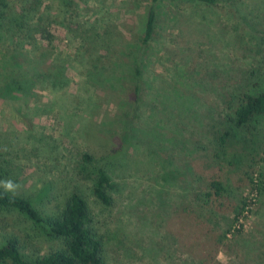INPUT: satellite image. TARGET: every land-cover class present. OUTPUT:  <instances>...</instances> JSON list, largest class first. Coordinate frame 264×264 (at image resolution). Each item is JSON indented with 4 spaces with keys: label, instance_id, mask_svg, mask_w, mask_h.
I'll use <instances>...</instances> for the list:
<instances>
[{
    "label": "rangeland",
    "instance_id": "374dc122",
    "mask_svg": "<svg viewBox=\"0 0 264 264\" xmlns=\"http://www.w3.org/2000/svg\"><path fill=\"white\" fill-rule=\"evenodd\" d=\"M151 3L0 0V159L14 171L0 186L46 213L81 194L105 264H264V195L250 182L264 173V118L252 135L229 122L244 93L264 91V0L163 2L138 92ZM10 235L29 259L62 248L0 211V245Z\"/></svg>",
    "mask_w": 264,
    "mask_h": 264
},
{
    "label": "trees",
    "instance_id": "16d2710c",
    "mask_svg": "<svg viewBox=\"0 0 264 264\" xmlns=\"http://www.w3.org/2000/svg\"><path fill=\"white\" fill-rule=\"evenodd\" d=\"M165 1L182 0H152L147 13L144 37L142 40V54L138 58L136 68L137 91L141 86L143 78L142 62L147 48L153 42L158 21L159 6ZM200 5H217L219 0H183ZM264 118V91L256 94L244 93L239 99V105L235 108L229 122L235 131L246 134H254L257 129L258 120ZM233 130H226L217 137L218 144L222 150L227 147ZM84 161L88 165H95L92 156L85 155ZM13 169L9 161L0 159V185L12 179ZM93 194L102 204L110 206L112 198L110 191L113 189L109 175L102 168L93 171ZM92 173V174H93ZM252 194L264 195V173L250 177ZM212 189L217 195H221L224 187L221 182L213 181ZM49 188L42 189V194H48ZM252 199H248L242 212L236 217L238 222L247 208H251ZM0 211L17 212L24 216L31 224L42 230L50 239L59 241L62 248L54 250L48 255L29 259L23 253L22 244L17 236L10 235L3 245H0V264H105L103 258V244L97 233L91 227V215L86 199L79 193H73L62 207H53L49 212L39 209L28 197L7 190L4 185L0 186Z\"/></svg>",
    "mask_w": 264,
    "mask_h": 264
},
{
    "label": "clouds",
    "instance_id": "9594fccd",
    "mask_svg": "<svg viewBox=\"0 0 264 264\" xmlns=\"http://www.w3.org/2000/svg\"><path fill=\"white\" fill-rule=\"evenodd\" d=\"M7 187H9V188H10V187H11V185L9 184V185H7Z\"/></svg>",
    "mask_w": 264,
    "mask_h": 264
},
{
    "label": "built area",
    "instance_id": "2783aa9c",
    "mask_svg": "<svg viewBox=\"0 0 264 264\" xmlns=\"http://www.w3.org/2000/svg\"><path fill=\"white\" fill-rule=\"evenodd\" d=\"M250 207H251V206H250ZM247 209H248V208H247ZM245 213H246V211H245ZM243 215H244V214H243ZM240 218H241V217H240ZM239 221H240V220H239ZM239 221H238V222H239ZM240 227H241V226H240Z\"/></svg>",
    "mask_w": 264,
    "mask_h": 264
}]
</instances>
